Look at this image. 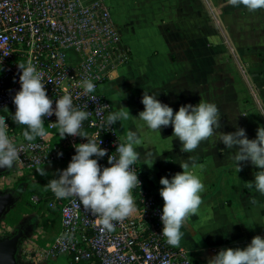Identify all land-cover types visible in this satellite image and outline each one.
<instances>
[{
  "label": "crops",
  "instance_id": "crops-1",
  "mask_svg": "<svg viewBox=\"0 0 264 264\" xmlns=\"http://www.w3.org/2000/svg\"><path fill=\"white\" fill-rule=\"evenodd\" d=\"M128 51L111 69L100 89L112 108L143 110L144 91L157 95L174 111L185 103L215 102L220 110L217 131L245 128L255 138L264 125V8L249 10L228 0H105ZM248 80L256 89L252 94ZM110 111V112H111ZM123 139L133 121L115 123ZM172 126L141 134L137 165L145 187L163 205L159 183L182 171L180 161L193 158L205 185L198 214L189 219L179 245L201 264L221 247H244L252 236H264V194L250 182L258 169L239 162L236 173L230 152L219 140L202 141L191 153L181 150ZM155 157V158H154ZM154 159V161H153ZM153 161V163H152Z\"/></svg>",
  "mask_w": 264,
  "mask_h": 264
},
{
  "label": "built area",
  "instance_id": "built-area-1",
  "mask_svg": "<svg viewBox=\"0 0 264 264\" xmlns=\"http://www.w3.org/2000/svg\"><path fill=\"white\" fill-rule=\"evenodd\" d=\"M97 42L105 51L118 50L126 60L128 51L120 46L105 0H0V118L8 124L13 143L25 145L15 166L0 174L1 191L20 189L17 184L24 176L35 180L37 174L32 171L40 167H47V175H41L44 179L52 178L67 166L75 152L73 145L87 139L61 137L53 114L44 121L47 136H37L30 144L23 140L26 126L11 119L15 111L12 96L20 88L18 63L31 61L37 67L53 107L55 98L68 92L76 107L89 112L82 131L97 142L101 139L100 146L108 150L98 163L107 166V156L116 155L115 148L124 139L115 124L108 127L105 123L112 105L100 85L124 60L105 71L97 68L96 57L88 53ZM85 77L94 80L93 94L83 92ZM248 82L256 97V89ZM261 109L264 112L263 105ZM58 152L63 154L58 156ZM133 170L141 181L131 190L136 208L123 220L113 221L111 231L102 230L96 214L84 209L75 197L56 198L49 189L33 194V203H47V208L58 211L59 228L45 244L44 231L26 234L18 248L19 263L46 264L64 254L76 264H201L188 248L167 242L161 233L162 205L145 187L137 164Z\"/></svg>",
  "mask_w": 264,
  "mask_h": 264
},
{
  "label": "clouds",
  "instance_id": "clouds-1",
  "mask_svg": "<svg viewBox=\"0 0 264 264\" xmlns=\"http://www.w3.org/2000/svg\"><path fill=\"white\" fill-rule=\"evenodd\" d=\"M228 3L244 5L249 10L264 8V0H228ZM20 88L12 96L15 105L11 119L25 125L22 131L23 140L29 144L37 137H45V118L55 115L59 127V135L86 137L85 142L73 145L75 152L66 167L57 170V174L48 180L46 187L56 198L75 197L84 209L96 214V223L102 230L111 231L113 221H121L136 208L132 189L141 181L133 166L140 161L138 151L142 144L141 134L146 130L159 132L161 126H172V136L181 141V150L193 152L202 141L212 138L219 140L230 152L236 173L241 170L242 161H250L258 169L250 186H254L264 194V125H258L255 138H248L243 127L235 126L234 131H217L221 127L220 110L215 102L202 100L196 104L185 103L176 111L157 95L144 91L141 96L143 110L133 116L127 107H117L107 114L105 123L109 126L116 122L132 120L134 127L127 131L124 142H118L116 155H108V165L98 161L107 153L95 137H89L82 131V122L89 112L73 104L70 93L53 99L46 94L45 81L37 67L31 62L18 63ZM3 65L0 64V72ZM83 92L93 94L96 85L90 77L82 80ZM2 109H7L5 106ZM8 111V110H7ZM24 144H15L8 134V124L0 118V168L11 169L19 157V150ZM58 152L57 155H62ZM155 158V157H154ZM154 161V159H153ZM152 161V163H153ZM182 171L170 177L159 179L160 196L163 199L160 220L161 233L170 245H178L185 236L182 228H186L193 214H198L202 204L205 185L198 175L197 165L191 156L181 160ZM41 175H47L44 167L37 168ZM207 264H264V236H252L244 247H221L207 261Z\"/></svg>",
  "mask_w": 264,
  "mask_h": 264
},
{
  "label": "rangeland",
  "instance_id": "rangeland-1",
  "mask_svg": "<svg viewBox=\"0 0 264 264\" xmlns=\"http://www.w3.org/2000/svg\"><path fill=\"white\" fill-rule=\"evenodd\" d=\"M118 50L116 51H105L104 49H101L100 47V42L97 43H93V47L88 51V53H92L94 54V56L97 59V68L102 69L103 71L107 70L108 68H110L111 66L121 62L122 60H124V58L126 57V55L124 54H119L117 53ZM41 168V167H40ZM45 170H47V167H44ZM33 174H39V172H37V170H33L32 171ZM37 180V178H35ZM27 180L21 181V183L18 182L17 186L20 187V189H22L21 192V197L18 199V201L9 208V210L6 212V214L3 216V218L0 219V238H6L11 236L12 234L16 233L21 225L23 224L24 220L26 219H30V221L32 222V227L30 228V230L28 231L27 234H32V233H38V231H44V235H45V239H50L53 237V235L55 234V232L57 231L58 228V221L57 220H53L52 224L49 225V228H46L45 224H44V219L49 217V213L47 210H44V214L42 216H40V213L35 210L32 209L30 212L24 214L22 220L16 225V226H10L5 218L8 215V213L14 209V207L22 202V204L26 203V197L27 195L24 194V190L27 187ZM29 202L31 201V197L28 199ZM33 203V202H32ZM54 264H76L72 257L61 254L57 257V259L52 260L51 261Z\"/></svg>",
  "mask_w": 264,
  "mask_h": 264
},
{
  "label": "trees",
  "instance_id": "trees-1",
  "mask_svg": "<svg viewBox=\"0 0 264 264\" xmlns=\"http://www.w3.org/2000/svg\"><path fill=\"white\" fill-rule=\"evenodd\" d=\"M37 180H30L26 176L22 177L18 182L21 183V181L27 180V187L24 190V194L27 195L26 203L22 204V202L18 203L14 209H12L8 215L6 216L5 220L10 226H16L23 218L24 214L30 212L32 209L37 210L40 213V216L44 214V210H47L49 213V217L44 219V224L46 225V228H49V225L52 224L53 220L58 221V228H59V213L57 210L47 208V203H32L29 202V198L33 194H44L48 188L46 187V183L48 182V179H44L41 174L36 175ZM45 181V182H44ZM45 185V186H44ZM57 228V230H58ZM54 236V235H53ZM45 239L42 241V244H45L47 241L51 240Z\"/></svg>",
  "mask_w": 264,
  "mask_h": 264
},
{
  "label": "water",
  "instance_id": "water-1",
  "mask_svg": "<svg viewBox=\"0 0 264 264\" xmlns=\"http://www.w3.org/2000/svg\"><path fill=\"white\" fill-rule=\"evenodd\" d=\"M7 168H0V174L6 172ZM22 189L15 191L0 190V219L6 214L20 198ZM25 230L21 227L18 232L6 238H0V264H20L18 260V248ZM34 264V263H28ZM46 264H54L51 261Z\"/></svg>",
  "mask_w": 264,
  "mask_h": 264
},
{
  "label": "flooded vegetation",
  "instance_id": "flooded-vegetation-1",
  "mask_svg": "<svg viewBox=\"0 0 264 264\" xmlns=\"http://www.w3.org/2000/svg\"><path fill=\"white\" fill-rule=\"evenodd\" d=\"M12 191H17V190H12ZM20 194H21V192H20ZM20 197H21V195H20ZM21 227H23L24 228V230H25V233H24V236L28 233V231L30 230V228L32 227V222L30 221V219H26V220H24V222H23V224L21 225ZM20 227V228H21ZM18 232V231H17ZM23 236V237H24ZM22 237V238H23Z\"/></svg>",
  "mask_w": 264,
  "mask_h": 264
},
{
  "label": "bare ground",
  "instance_id": "bare-ground-1",
  "mask_svg": "<svg viewBox=\"0 0 264 264\" xmlns=\"http://www.w3.org/2000/svg\"><path fill=\"white\" fill-rule=\"evenodd\" d=\"M45 182V181H44ZM45 186V185H44Z\"/></svg>",
  "mask_w": 264,
  "mask_h": 264
}]
</instances>
